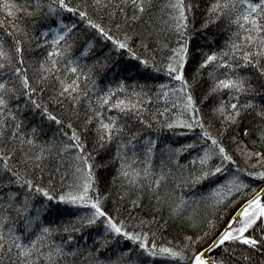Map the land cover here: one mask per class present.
<instances>
[{
    "label": "snow or ice",
    "instance_id": "obj_1",
    "mask_svg": "<svg viewBox=\"0 0 264 264\" xmlns=\"http://www.w3.org/2000/svg\"><path fill=\"white\" fill-rule=\"evenodd\" d=\"M0 264H264V0H0Z\"/></svg>",
    "mask_w": 264,
    "mask_h": 264
},
{
    "label": "trees",
    "instance_id": "obj_2",
    "mask_svg": "<svg viewBox=\"0 0 264 264\" xmlns=\"http://www.w3.org/2000/svg\"><path fill=\"white\" fill-rule=\"evenodd\" d=\"M202 9H203V4L201 5V11L197 13V22H196V26L197 28H199V17L202 15ZM210 38L214 39L216 43H221L223 41V39L225 38V33L222 32L220 30L219 26H213L210 27L208 30L203 31V32H198L192 39V45L194 48H204L206 46H208L211 43ZM81 43L83 42V37L81 38ZM99 43H103V42H99ZM110 47V45L105 44L102 48H98L96 54L99 55L101 52L107 51V48ZM113 57H116L115 53H112ZM118 59L121 62H127L128 63V67L129 70H131V65L134 64V61L129 62L127 60L126 56H120L118 57ZM129 70H126L122 73L121 78L122 77H127L129 75ZM149 73L147 72H143L141 75H136L135 71H133V76L135 77V79L140 80L141 82L144 81L145 78L149 77ZM154 75V74H153ZM131 82V81H129ZM149 82H155L154 80H151ZM133 131H140V137L143 138L144 136H151L153 138H156L157 136L164 140L165 143H169V142H176V146H178L179 143H184L185 142V138L184 136L180 135V132L184 131L183 129H177L174 132L173 131H167L164 129H161L158 133L154 132L151 129H144V128H139L138 123L135 127L132 128ZM195 134H189L187 139H190L192 136H194ZM227 143V141H226ZM114 150V146L112 149H109V152ZM109 158L108 156V152H105L102 154L101 156V160H107ZM113 170L110 168L108 169H101L98 173L99 177H100V181H101V187H105L107 184H109L111 182V176L113 175ZM200 188V186H197V189ZM204 188H207V182H205L204 184ZM197 189H184L183 191L185 193H187L188 195H191L193 192H196L197 195H199L200 193L197 191ZM53 217H50V219H52ZM64 219H67V217H64ZM171 224V222H170ZM93 230H89V232H91ZM169 233L171 235H176L179 236L180 232H181V228L178 225L173 224L172 227L169 228ZM171 235L169 236V238H171ZM77 239H80V237H77ZM92 240H91V235H89L88 237V243L91 244Z\"/></svg>",
    "mask_w": 264,
    "mask_h": 264
},
{
    "label": "bare ground",
    "instance_id": "obj_3",
    "mask_svg": "<svg viewBox=\"0 0 264 264\" xmlns=\"http://www.w3.org/2000/svg\"><path fill=\"white\" fill-rule=\"evenodd\" d=\"M192 134H195V133H192ZM189 135V134H188ZM188 135L184 136V138L186 139L185 142L188 140Z\"/></svg>",
    "mask_w": 264,
    "mask_h": 264
}]
</instances>
